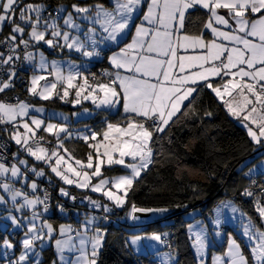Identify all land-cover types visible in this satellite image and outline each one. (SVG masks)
Returning a JSON list of instances; mask_svg holds the SVG:
<instances>
[{
  "label": "snow or ice",
  "instance_id": "1",
  "mask_svg": "<svg viewBox=\"0 0 264 264\" xmlns=\"http://www.w3.org/2000/svg\"><path fill=\"white\" fill-rule=\"evenodd\" d=\"M18 4L19 0H0V31L6 22L12 25L9 36L0 41L7 47V54L0 52V69L8 66V80L0 79V93L13 86L15 62L23 59L37 70L30 78L27 89L30 95L41 100L55 97L73 105L89 100L96 108L112 110L119 106L123 110L122 115L117 111L120 116L117 122L107 118L102 121L101 131L91 130L76 136L89 148L85 158L77 159L64 145L66 139L73 137L66 123H45L44 119L30 116V110L43 113L44 109L33 108L25 101L0 100V125H11L10 139L19 146V151L47 165L64 184L100 192L116 207H124L134 182L155 162V134L163 133L180 116H188L189 112L183 109L190 107L193 93L203 88L210 89L227 112L241 120L254 142L264 144V0H147L146 4L145 0H110V6L72 4L71 11L61 6L55 15H44L43 4H28L19 9L18 18L23 26L16 22ZM145 6L147 10L142 11ZM197 7L210 13L203 29L210 30L211 39H205L204 30L199 34L185 31L186 13ZM219 9H225L226 14H219ZM138 11L140 17H135ZM137 18L141 19L138 24L134 22ZM84 22L87 24L82 27ZM130 27H134L131 42L108 57L115 71L103 73L108 78L106 82L98 80L95 74L85 75L82 66L74 61H68L66 67L62 61L49 62L37 47L43 43L53 50L66 48L91 58L100 55L97 49L101 43L119 46L130 34ZM30 48L37 51H29ZM49 76L53 79L49 80ZM70 90H74L75 96L68 101ZM84 111L88 112V109ZM53 117L67 121L63 114L52 113L48 119ZM41 131L55 138L54 146H46L50 142L44 136H38ZM19 151L13 153L15 162L10 165L2 162L4 157L0 156V190L8 195L17 211L25 208L33 211L21 241L24 251L9 264H25L30 253L39 257L37 241L43 246L45 238L51 240L55 231L46 221L37 227L35 221L42 216L36 211L37 206L43 205L46 212L49 195L44 191L41 198L36 194L38 184L35 181L27 183L28 172L37 177L44 176L45 172L35 165L29 166L27 159L19 158ZM116 167L126 174L105 175L106 170ZM93 179L97 180L94 184ZM18 181L31 189L32 198L22 188L15 187ZM60 193L69 195L64 188ZM244 194L252 196L253 192L245 189ZM89 200L95 207L110 211L107 205ZM2 203H7L4 195H0ZM232 211L238 209L232 207ZM257 211L264 223V207L257 204ZM167 212V207L145 208L132 203L127 215L135 220L137 213ZM11 220L20 226L15 216ZM92 223L88 220L84 233H77L78 247L71 236L55 239L61 264H97L104 233L96 228L94 235L87 236ZM215 223L219 225L220 220ZM188 230L194 236L193 247L197 255L202 257L207 246L205 230H197L191 224ZM69 231L70 228L60 226L61 236ZM244 235L255 241L251 249L255 264H264V230L249 217V222L244 225ZM167 236L168 233L157 232L135 235L131 243L135 245L148 239L167 244ZM88 243L91 244L90 252L86 248ZM4 247L14 245L5 240ZM66 249H75L79 255L75 260L65 262L63 253ZM171 259L170 253H164L162 264H170ZM35 264H40L39 259ZM213 264H250V261L240 245L230 238L227 252L214 257Z\"/></svg>",
  "mask_w": 264,
  "mask_h": 264
},
{
  "label": "trees",
  "instance_id": "2",
  "mask_svg": "<svg viewBox=\"0 0 264 264\" xmlns=\"http://www.w3.org/2000/svg\"><path fill=\"white\" fill-rule=\"evenodd\" d=\"M25 1L42 3L46 8L44 15L47 13L55 15L57 7L63 4L70 6L73 3L80 5L102 3L110 6L109 0ZM205 17L206 14L199 9L187 13L185 31L188 34H199ZM0 41H3L2 36H0ZM103 50L99 49V59L91 63L86 74L88 71L95 74L99 69L107 71L105 57L111 50ZM65 56L78 58L75 54ZM28 75L27 71V78ZM97 79L102 81V79ZM12 83L13 86L9 90L0 93V98L16 92L19 95V100L26 99L34 104L55 107L54 109L59 110L66 108L57 99H32L26 90L28 82L23 85L13 78ZM193 97L190 107L183 109L189 112L188 116H180L177 122L170 124L163 133L155 134L154 138L157 141L153 146L155 162L134 182L133 188L128 192L126 206L123 208L124 211L129 210L131 204L135 203L137 207H167L171 210L170 216L163 220L148 225L142 224V232L152 230L169 232V236L166 238L167 244L164 245L171 257L175 259V264H197L187 231L193 220L184 218L186 212H196L197 216L194 219L204 222L212 214V211L220 206L221 201L230 199L238 206L239 210L259 225L260 218L255 206L259 204L264 207V183L261 174L245 173L247 165L239 168L247 158H252L253 161L258 160L257 162L264 160V148H259L251 141L244 127L227 113L224 105L218 101L210 89L198 90L193 94ZM185 105H188V101ZM206 113H211V115H206ZM106 118L111 122H117L120 116L111 114L109 111H99L91 118L79 121L77 124L88 125L91 129L98 131L104 126L102 121ZM1 126L11 127V125ZM7 138L10 139V136ZM67 142L71 145L68 148L72 149L74 156L85 158L89 150L86 143L73 140ZM122 172L124 171L120 168L108 169L105 171V175L113 176ZM49 184L53 190V210L50 213L45 212V217L48 220L79 223L78 220L87 212H84L83 209L73 210L68 207L66 200L58 196L57 186L53 188L59 183ZM245 189L252 191L253 195H245ZM40 193L43 198L42 188ZM71 193L76 194L77 192L70 190L69 195ZM88 196L98 201L97 196L90 194ZM57 198L63 201V209L56 208ZM98 202L103 205L100 201ZM110 207L115 211L116 220L113 224L101 226L98 222L93 221L95 226L103 227L105 230V238L96 259L97 264H144L143 261L147 257L130 252L125 245L126 225L119 219L121 211L112 205ZM86 215L91 216L93 220V214ZM222 230L226 231V228ZM2 235L4 233L0 231V241L3 240ZM43 252L45 259L53 256L51 246Z\"/></svg>",
  "mask_w": 264,
  "mask_h": 264
},
{
  "label": "rangeland",
  "instance_id": "3",
  "mask_svg": "<svg viewBox=\"0 0 264 264\" xmlns=\"http://www.w3.org/2000/svg\"><path fill=\"white\" fill-rule=\"evenodd\" d=\"M22 1H24V2H22ZM109 3H110V0H109ZM28 4H42V3L36 2V1L26 2L25 0H19V4H18V7H17V14H16V22L20 23L22 26H23V24H22L21 21H19V18H18L19 17V9L23 8L24 6H26ZM73 4H77V3H73ZM95 4H97V3H95ZM61 6H64L68 11L72 10L71 9V5L67 6L65 4L58 6L57 9H59ZM81 6H84V5H81ZM105 6H109V5H105ZM64 15H66V13H64ZM79 22L80 21H78V23ZM60 23L62 25L63 21L61 20ZM86 24H87V22H84V25H82V27L86 26ZM11 28H12V25L8 24L6 22L5 25L3 26V30L0 31V36H2L3 40L6 37L9 36V34L11 33ZM131 28L132 27H130L129 32L131 31ZM133 31H134V29H133ZM25 38H27V37H25ZM107 45H109V44L101 43L97 50L98 51H99V49L103 50L104 48L107 47ZM37 47H38L39 51H42L44 53L45 57L47 58V60L49 62H51L52 60L62 61V62H65V67H66V64H67L68 61H74L76 64L82 66V70L84 71L85 75H87L86 74V70L88 69V68H86V66H88L87 62L90 61L91 59L92 60L98 59V57H99V56H94V57H91V58L83 57L82 55H80L79 53H76V52L70 53L71 51H69L66 48L63 51L58 50V49L57 50H53V49L48 48L47 45H44L43 43H41ZM31 51L36 52L37 49L32 48ZM68 54L69 55L70 54H73V55L77 54V55H79L82 58L73 59V58H70V57H64V55H68ZM24 64H25V67L27 68V71L29 73L28 84L26 85V90H27L29 88V86H30V78L32 77V75L34 73L37 72V70L33 67L32 64H29L26 61L24 62ZM110 71L113 72V71H115V69L111 66ZM121 71H123V70H121ZM44 74H46V73H44ZM48 79L51 80V79H53V77L49 76ZM7 80H4V81H7ZM43 83L44 82L41 81V85H43ZM9 89H6L5 91H7ZM27 93L32 99L33 98L39 99V97H34V96L30 95L28 90H27ZM74 96H75L74 90H70V95L67 98V100L71 101L72 99H74ZM52 99H57L66 108H64V109L60 108V110H59V109H54L55 107H48V106H44V105L34 104V103L30 102V101H27L26 99H22V101H25V102L29 103L30 105L33 106V108H43L44 109L43 113H37L34 110H30V116H36L37 118L44 119L45 123H48V122H52V123H66L68 128H69V130L73 133V137L72 138H76V136L78 134L79 135H83V134H86V132H88V130H85V129L83 131L80 130L82 128H86V126H84V127L83 126L82 127L78 126L79 124H77V120L82 121L83 119L91 118L92 116H94V114L99 112L98 109L109 110V109H106V108H96L95 105H93L92 108H90L87 105L91 104V102L87 103L85 101H82L81 104L73 105V103H71V102H65V101H62V100H60L58 98H55V97L52 98ZM86 101H89V100H86ZM13 103H15V102H13ZM185 103H186V101H185ZM84 109H88V112H85ZM119 110H121V108L118 106L117 109H112V110H109V111H111L112 114H116L117 111H119ZM52 113L63 114V116L67 117V121L65 122V121H63V120H61V119H59L57 117H53L51 120H49L48 118L51 116ZM89 130H90V128H89ZM38 136H44L45 140H51V143H52L51 147L54 146L55 143H56V140H55V138L53 136H51L48 133H44L43 131L39 132ZM51 138H54V139H51ZM68 140H71V139H66L65 141H68ZM11 142L14 145L13 153H17L19 151V146L16 145L13 140H11ZM64 145H65V148H67L68 151L73 155L72 149L68 148V147H71L69 142L65 143ZM258 150H259V148H258ZM259 151H261V149ZM74 157L77 158V159H83L81 157H76V156H74ZM19 158L27 159L29 161V166L35 165L37 167V169H43L45 174H46V177L49 178V179H53L55 183H57V181H58L61 184L59 186L58 196L63 197L65 200H67L69 195L68 196L61 195V193H60V189L61 188H64L66 191H68V193H69L70 190H74L77 193H85V194H88V195L90 194V195L97 196L96 199L98 201H100L103 205H107L108 208L111 205L116 207L113 204V202L109 201L100 192H92L90 189H81V188L76 187L75 185L64 184L63 181L60 180L59 177H57L54 173L51 172L50 168H48L47 165H45L42 162H36L32 157L27 156V154L24 153L23 151H19ZM66 158H67V156H66ZM252 161H253L252 158L245 159L242 162V164L240 165L239 168H243L244 166L247 165V167L245 168V169H247L246 170L247 172L245 171V173H247V174H255V173H257L255 168L258 167L261 162H257L258 160H255L253 162ZM70 162H74V161H70ZM263 162L261 164H263ZM116 168H119V167H116ZM121 174H126V172H122ZM28 177H29V179L27 181L28 184H30L32 181H35L38 184V186H39L40 182L38 181V177L37 176H35L33 173L30 172V175H28ZM48 181H50V180H48ZM96 182H97L96 179L92 180L93 184L96 183ZM45 184H47V183H45ZM45 184H41L40 187L43 189V186ZM15 187L16 188H22L24 192H27L29 194V198H32V195H30V194H32L31 193L32 191H31V189L29 187H27V185L24 182H22V181L16 182L15 183ZM0 195H4L5 199L7 201V203L0 204V225H1V227H3V229H4V227L6 225L8 227H9V225H11V227L13 229L16 227V228L22 230V231H20V230L17 231V233H18L17 236L11 234V238L14 239V243H12L11 241H10V243L12 245H14V247H12V248H5L4 247V241L7 240V237L3 238V240L0 241V264H9V261L17 260L18 257L21 255V253L24 251L22 243H21L22 239L25 236V233H23V230L25 228L27 230L28 221L32 217V211L33 210L31 208H25L22 211H17L16 208L14 207L12 201L10 200V198L8 197V195L6 193H4L2 190H0ZM92 200L96 201L94 199H92ZM19 202L22 203V200H20ZM8 204H10V205H8ZM225 205H228V206L226 207ZM125 206H126V204H125ZM40 207H42V205H38L37 206V210H36V211L42 213L41 218L39 220L35 221V223L37 224V227L39 228L41 226L42 221H46L48 223L51 222L50 224H52V226L55 229V231L53 233V238L51 240L45 238V240L43 242V246H41V242L37 241V243H36V251L39 252V254H40L39 257H37L34 253H30L29 254V260L26 261L25 264H35V261L37 259H39L40 264H53V262H55V264H61V261L59 259V255L57 253L56 246H55V239H67L68 236H71L73 238V243H75L77 245V247H78L79 246V238L77 237V233L78 232L79 233H84V225L86 224V222L88 220H92V217L85 214L83 217H81V219L78 220L79 223H77V224L76 223H72V222H67L66 220H65L66 222L63 221V223L58 222L57 220H51L49 222L48 219L45 218V216H46L45 212ZM124 207H116V208L118 210H120L121 213H122L121 216L119 217V219H121L122 223L126 225V235H125V238H124V240H125L124 242H125V245L127 246V249L130 252L132 251L136 255H142V256L147 257L143 261L144 264H162V260H163V256H164L163 254L164 253H169V251L165 249V245L164 244H160V243H158L156 241H152V240H148V239H142V240L138 241L137 244L133 245L131 243V239L135 235L147 236V235H149V234H151L153 232L168 233V236H169V232H166V231H154V230L147 231V232H142L143 225L142 224L131 223L130 217L127 215V211L128 210L124 211L123 210ZM221 207H223V209L225 211V217H226L227 220L234 219V221H239V222L240 221L241 222L244 221L245 224H247L249 222V219L246 216L247 214L245 215L244 213H242V211L239 210L238 206L232 200L225 199L224 201H221V204H220L219 208L221 209ZM232 207H236L238 209V211L237 212H233L232 211ZM255 209H256V212L258 213L257 206H255ZM190 212H192V213H190ZM29 213H31V214H29ZM195 215H197L196 212L188 211V212H186L184 214V218L188 219V220H194ZM12 216H15L17 218V220L20 221V226L14 225L12 223V220H11ZM62 216H64V215H62ZM65 219H67V218H65ZM190 224L193 225L195 223L192 221ZM245 224L241 225V230H240V233L243 236H245L244 235V225ZM61 225L65 226L66 228H70L71 231L67 232L66 235H64V236H61L60 232H59V229H60ZM262 225L264 227V223H262ZM96 228H99L101 231L105 232L104 229H101V227H99V226L95 227L94 223H92L91 225H89V231L87 232V236L90 237V236L94 235ZM168 236L166 238H168ZM245 237H247V236H245ZM104 238H105V235H104ZM104 238H103V240H104ZM50 246L52 247L53 256L50 257V258L47 257L45 259L44 255H43V253H44L43 250H45L46 248H49ZM86 248L90 252L91 244L90 243L86 244ZM98 253H99V249H98ZM63 255H64L65 262H71V261L76 259V257L79 255V252L76 251L75 249H73L72 251H69V250L66 249L65 252L63 253ZM48 259H50V260H48ZM204 259L205 258H203L202 264H205V260ZM44 260H46V261L44 262ZM175 263H176L175 259L172 258L171 261H170V264H175ZM200 264H201V262H200Z\"/></svg>",
  "mask_w": 264,
  "mask_h": 264
},
{
  "label": "crops",
  "instance_id": "4",
  "mask_svg": "<svg viewBox=\"0 0 264 264\" xmlns=\"http://www.w3.org/2000/svg\"><path fill=\"white\" fill-rule=\"evenodd\" d=\"M146 2H147V0H145V4H146ZM143 10L142 11H146L147 9H146V6L145 7H143L142 8ZM197 9H199V10H202L205 14H206V17H205V21H204V23L207 21V19H208V17H209V15H210V13H208V11L207 10H205V9H201V8H199V7H197ZM190 11H192L191 9L190 10H188V13L190 12ZM218 13L219 14H221V15H225L226 14V10L225 9H219L218 10ZM135 15V17H140V12L138 11L137 13H135L134 14ZM186 15H187V13H186ZM134 22L135 23H140L141 22V19H138L137 21H136V19L134 20ZM204 23H203V25H204ZM133 29H134V27H132L131 28V31L129 32L130 34L129 35H127L125 38H124V40H123V42L119 45V46H117V45H115V44H111V43H107V44H109V45H107V47L106 48H104V50H111L110 51V53L109 54H107L106 55V57H105V59H106V68H107V71H109V72H111L110 71V69H111V64L108 62L109 61V59H108V57L109 56H111L112 55V53L114 52V51H118L119 50V47H123L124 46V44H126V43H130L131 42V39H132V36H131V33H134V31H133ZM202 30H204L203 29V27H202ZM201 30V31H202ZM204 32H205V39H211L212 37H211V34H210V30H204ZM70 53H73L72 51L70 52ZM78 58H73V59H80V58H82V57H80L79 55H77V54H75ZM64 57H69V56H65L64 55ZM70 58H72V57H70ZM99 59V58H98ZM98 59H95V60H98ZM94 60H90V61H86L87 63H88V66H86V68H88V67H90L91 66V63L93 62ZM111 65V66H110ZM26 70H27V68H26ZM114 72V71H113ZM28 77H29V75H28ZM28 79V78H27ZM101 81V80H100ZM219 101V100H218ZM85 102H91V101H85ZM84 102V103H85ZM220 102V101H219ZM186 103H187V101H186ZM185 103V104H186ZM94 104H89V105H87L88 107H90V108H92V106H93ZM99 111H109V110H101V109H98ZM227 111V110H226ZM110 113H111V111H109ZM119 113H120V115H122L123 114V111H122V108H121V110H119ZM228 113V112H227ZM112 114V113H111ZM229 114V113H228ZM230 115V114H229ZM231 116V115H230ZM90 117V116H89ZM88 117V118H89ZM231 117H233V116H231ZM233 118H235V119H237L236 117H233ZM83 120H87V119H83ZM238 121H239V124L242 126V127H244V125H243V123L241 122V120H239V119H237ZM79 122V120H77V123ZM78 126H80V127H84V126H86V128H82V129H80L81 131H83L84 129L85 130H88V131H91V128H90V126H88V125H81V124H79ZM89 128H90V130H89ZM244 129H245V131H246V133H247V135H248V131H247V128H245L244 127ZM93 130V129H92ZM98 131H101V129L100 130H98ZM86 132V131H85ZM87 133V132H86ZM249 136V135H248ZM249 138L251 139V137L249 136ZM51 139H54V138H51ZM71 140H73L74 142H84L82 139H77V138H71ZM251 141L255 144V145H258V147L259 148H264V144H258V143H255L252 139H251ZM65 143H67V141H64V144ZM85 143V142H84ZM13 144V143H12ZM264 160H262L261 161V163L263 162ZM260 163V165L258 166V167H256L255 168V170H256V172H257V174H261V176H262V182L264 183V162H263V164H261ZM253 176V175H252ZM48 180H50V181H48ZM38 181L40 182L39 183V188H38V192H37V194L38 195H40L41 196V193H40V189H41V184H42V182H43V184L44 183H47V184H49V183H53L54 182V180L53 179H49V178H47L46 177V174L44 175V176H40V177H38ZM61 182V181H60ZM55 183V182H54ZM57 183H59L58 181H57ZM56 184V183H55ZM60 184V183H59ZM59 184H56V185H54L53 186V188L54 187H56L57 188V193H59V186L61 185H59ZM32 193V192H31ZM30 195H33V194H30ZM8 205H10V204H8ZM220 206H218L217 208H215L213 211H212V214L210 215V216H208L207 217V219L204 221V222H202L201 220H199V219H194L193 220V222L195 223V224H193V225H195L196 226V228H197V230L199 229V228H203L204 230H205V233H206V244H207V246H206V248L204 249V251H203V255H202V257L201 256H198L197 255V250H196V248H194L193 247V242H194V236L192 235V233L191 232H189V230L187 229V231H188V236H189V238H190V240H191V248H192V251H193V254H194V256H195V259H196V261H197V264H200V262L201 261H203V258H205L204 260H205V264H213V260H214V257H217V256H222L224 253H226L227 252V249H228V245H229V239L230 238H232V239H234L235 241H236V243H238L239 245H240V248H241V251L244 253V255L249 259V261H250V264H255V261L253 260V258H252V256H251V249H252V247H254V245H255V241H252V240H249V238L248 237H245V236H243L241 233H240V230H241V225L242 224H245L244 223V221H234V219H229V220H227L226 219V217H225V211H224V209H223V207H221V209L219 208ZM37 210V209H36ZM27 212V211H26ZM242 213H244L243 211H242ZM29 214H31V213H29ZM245 214V213H244ZM246 215V214H245ZM257 215L259 216V214L257 213ZM195 216H197V215H195ZM247 216V215H246ZM248 217V219H249V216H247ZM46 218V217H45ZM217 218L220 220V224L219 225H217L214 221H216L217 220ZM259 218H260V216H259ZM237 220V219H236ZM252 220V219H251ZM49 222L51 221V220H48ZM259 221H260V224L258 225V224H256L257 226H259L262 230H264V227H263V225H262V223H261V220L259 219ZM58 222H61V223H63L62 221H58ZM199 222V223H198ZM252 222H253V220H252ZM51 223V222H50ZM95 226V225H94ZM220 226V227H219ZM95 227H97V226H95ZM223 228H226V231H223L222 229ZM13 228L11 227V225H9V227L6 225L5 227H4V229H3V227H1V225H0V231L1 232H3L4 233V235H2L3 237L2 238H6L7 237V241H11L12 243H14V239L13 238H11V234L12 235H15V236H17L18 235V233H17V231L18 230H20V231H22L21 229H18V228H14L13 230H12ZM16 229V230H15ZM101 229H103V227H101ZM26 232V228L23 230V233H25ZM103 233H104V235H105V232L104 231H102ZM103 243V242H102ZM101 248V247H100ZM100 248H99V251H100ZM164 255V254H163ZM201 260V261H200Z\"/></svg>",
  "mask_w": 264,
  "mask_h": 264
},
{
  "label": "built area",
  "instance_id": "5",
  "mask_svg": "<svg viewBox=\"0 0 264 264\" xmlns=\"http://www.w3.org/2000/svg\"><path fill=\"white\" fill-rule=\"evenodd\" d=\"M45 15H48L45 14ZM31 50V48L29 49V51ZM0 51L1 52H5V54H7V47L4 44H0ZM21 52V56L23 54V49L21 48L20 50ZM24 60L20 59L17 60L15 62V70H16V76L14 78H16L18 80V82H20L21 84H26L28 81L26 73V67L24 64ZM8 66H4V68L0 69V79L2 80H7L8 79V72H7ZM105 72V70H98L95 73V76L99 79H102V81L106 82L107 81V77H105L103 75V73ZM93 73L91 71H88L87 75H89V77H91ZM17 99H19V95L16 92L7 94L3 97L0 98V100L9 102V103H13L16 102ZM3 126L0 125V156L4 157V160L2 162H5L7 165H10L11 163H14V159H13V144L11 143L10 139L7 138V136H10V132L12 130L11 127H7L8 131H4ZM49 141L50 144L46 145L48 147H51L52 143L51 140H46ZM27 175H30V172H28ZM44 191H47L48 195H49V199L47 201V205H48V210L46 211V213H50L53 210V190H52V186L50 184H45L43 186V193ZM73 197H75V199H73ZM90 196H88L87 194H75V193H71L67 200H66V204L68 205V207L73 208V210L75 209H83L84 212H87L86 214H93L94 218L93 221L94 222H98L99 225L101 226H105V225H111L113 224V222H115V211L112 209V207H109L110 211L105 212L103 207L97 208L95 207L93 204L90 203L89 200ZM92 200V198H90ZM216 204V203H215ZM55 206L56 208L59 209H63V201H61L59 198L56 199L55 201ZM42 209L44 208V206L42 205L41 207Z\"/></svg>",
  "mask_w": 264,
  "mask_h": 264
},
{
  "label": "water",
  "instance_id": "6",
  "mask_svg": "<svg viewBox=\"0 0 264 264\" xmlns=\"http://www.w3.org/2000/svg\"><path fill=\"white\" fill-rule=\"evenodd\" d=\"M170 214H171V210H169V212L165 214L137 213L136 215L138 219L133 220L130 217V221L131 223H134V224L148 225L150 223L163 220L164 218H167L168 216H170Z\"/></svg>",
  "mask_w": 264,
  "mask_h": 264
}]
</instances>
